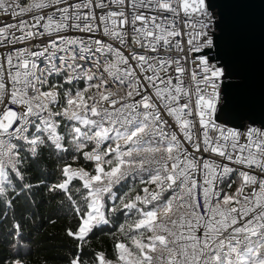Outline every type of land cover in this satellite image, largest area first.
<instances>
[{"label": "snow or ice", "instance_id": "snow-or-ice-1", "mask_svg": "<svg viewBox=\"0 0 264 264\" xmlns=\"http://www.w3.org/2000/svg\"><path fill=\"white\" fill-rule=\"evenodd\" d=\"M0 16V264H28L29 226L61 210L65 264H89L104 229L114 259L92 264H264V109L228 93L212 0H0Z\"/></svg>", "mask_w": 264, "mask_h": 264}, {"label": "water", "instance_id": "water-1", "mask_svg": "<svg viewBox=\"0 0 264 264\" xmlns=\"http://www.w3.org/2000/svg\"><path fill=\"white\" fill-rule=\"evenodd\" d=\"M222 13L224 46L232 64L228 93L240 115L264 109V0H212Z\"/></svg>", "mask_w": 264, "mask_h": 264}, {"label": "trees", "instance_id": "trees-1", "mask_svg": "<svg viewBox=\"0 0 264 264\" xmlns=\"http://www.w3.org/2000/svg\"><path fill=\"white\" fill-rule=\"evenodd\" d=\"M49 167H42V171L47 174ZM75 224V219L62 210L58 212L54 223L38 218L36 225L29 226L33 243L27 256L28 264H65L62 258L72 250V241L66 237L65 227ZM4 239L0 232V254L4 252ZM86 249L89 253V264H92L96 252H103L106 258L114 259L113 237L108 229L94 230V234H90Z\"/></svg>", "mask_w": 264, "mask_h": 264}, {"label": "built area", "instance_id": "built-area-1", "mask_svg": "<svg viewBox=\"0 0 264 264\" xmlns=\"http://www.w3.org/2000/svg\"><path fill=\"white\" fill-rule=\"evenodd\" d=\"M4 18L2 16H0V20H3Z\"/></svg>", "mask_w": 264, "mask_h": 264}]
</instances>
